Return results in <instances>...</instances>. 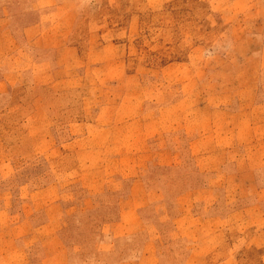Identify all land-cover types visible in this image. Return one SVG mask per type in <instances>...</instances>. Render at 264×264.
I'll use <instances>...</instances> for the list:
<instances>
[{
  "label": "crops",
  "instance_id": "1",
  "mask_svg": "<svg viewBox=\"0 0 264 264\" xmlns=\"http://www.w3.org/2000/svg\"><path fill=\"white\" fill-rule=\"evenodd\" d=\"M244 5L247 9L253 6ZM61 6L62 1L55 0H33L31 4L29 0H0V100L24 87L35 89L43 100L45 96L39 91L60 83L55 77L57 72L75 71L79 67L77 63L72 64L78 56V48L69 43L71 32L47 31L45 13L58 15L62 13ZM243 14L233 13L237 26H233L234 32H241L246 38H259L261 54H264V16L260 23L255 20L256 26L251 25L255 12ZM33 16L36 18L32 24L16 29L19 23ZM55 21L53 19L51 24ZM74 22L73 16L71 24ZM47 54H53V60ZM200 57L202 49L197 46L190 52L189 69L204 70L209 66L197 65ZM257 65L264 68V58H259ZM204 71L190 79L197 86H213L210 88L214 91L212 101L193 100L182 92L175 104L176 112L168 106V111L157 107L149 111L133 108L120 109L119 116L118 111L116 115L103 116L107 110L100 108L91 122L85 119L80 123L69 122L65 127L67 138L62 141L57 140L53 129L59 122L57 117L67 112L59 110L57 119H52V125L48 126L46 111L32 110L28 120L32 115L39 116L34 123V126L38 124L37 129L26 119L21 120L35 156L49 162L64 155L73 157L77 169L72 178L75 177V183L89 196L111 191L114 183L118 186L112 191L121 193L123 183L128 184L118 204L117 220L101 227L104 237L96 252V257H101L99 264L158 263L157 236L150 234L143 243H138L136 236L145 228L143 212L156 202L148 198L146 180L151 178L153 170H175L183 175L186 165L191 166L192 176L204 182L192 191L178 193L179 214L174 219L177 236L198 235L190 228L193 224L187 226L182 221L186 211L201 226L215 218L229 222L233 220V208L227 216L214 215L213 209L221 198L226 206L233 203L232 198H249L246 214L260 212L261 218L248 219L242 224L247 228L249 245L264 262V177L260 175L264 170V105L255 102L253 78H237L233 88H221L218 80L209 82L210 77L202 74ZM52 74L54 80L48 81ZM69 80L75 82L72 77ZM186 85L182 83V91ZM196 95L204 98L207 94ZM12 113L18 114L17 110L0 109V120ZM164 133L183 134L184 144L160 141ZM10 165L7 156L0 157V264H69L67 248L59 238L65 205L62 193L52 186L33 191L19 187L14 195L2 185L12 178ZM151 192L157 197L161 195L158 189ZM17 198L19 201L15 202ZM201 226L194 227L200 231ZM223 233V227L217 228L209 232V237ZM209 237H200L197 241L199 244L211 241Z\"/></svg>",
  "mask_w": 264,
  "mask_h": 264
},
{
  "label": "rangeland",
  "instance_id": "2",
  "mask_svg": "<svg viewBox=\"0 0 264 264\" xmlns=\"http://www.w3.org/2000/svg\"><path fill=\"white\" fill-rule=\"evenodd\" d=\"M29 1L30 4L33 2ZM55 1H62L63 10L54 16L51 12L45 13L49 24L47 31L71 32L69 43L78 48V56L72 64L77 63L79 67L75 71L57 72L55 77L60 83L39 91L45 100L31 87L14 90L10 92L11 97L0 100V109L17 110L18 113L0 120V140L3 142L0 157L7 156L13 174L8 183L2 182V185L14 195L19 187L30 191L49 186L57 188L65 202L59 238L67 248L69 264H99L101 257H96V252L104 237L101 227L117 220L118 204L124 198L128 184L123 183L121 193L112 191L118 186L114 183L111 191L89 196L79 183H75V177L72 178L77 169L73 157L64 155L49 162L35 156L27 128L20 124L21 120L26 119L33 129H37L38 124L34 126V123L39 116L32 115L28 120L32 110H45L48 126L52 125L59 110L67 112V115L57 117L59 122L53 129L57 140L62 141L67 138L65 127L69 122L80 123L84 119L91 122L100 108L107 110L103 116L116 115L117 111L119 116L120 109L149 111L157 107L168 111V106L176 112L175 104L181 99L182 92L193 100L212 101L214 91L210 88L213 86H197L190 79L204 70L203 76L210 77L209 82L218 80L221 88H233L237 78H253L256 82L255 102L264 105V68L257 65L259 58H264L260 39L246 38L233 29L236 21L233 13L239 12L243 15L255 12L251 25L257 26L255 20L260 23L264 16V0ZM244 4L253 6L247 9ZM73 16L75 22L71 24ZM35 18L19 23L16 29L32 24ZM53 19L56 21L51 24ZM251 25L250 29L253 28ZM197 46L202 49L197 65H209L204 70L189 69L187 65L190 52ZM47 56L53 60V54ZM71 77L75 82L69 80ZM52 80L53 74L48 81ZM64 80H67L66 85ZM183 82L188 85L182 91ZM197 93L207 95L203 98ZM165 134L160 141L184 144L183 134ZM184 170L183 175L175 170H153L151 178H147L148 198L156 202L142 214L145 228L136 234L138 243L146 242L150 234L157 236V264H264L260 254L249 245L247 228L244 229L242 224L248 219L257 221L261 218L260 212L246 214L249 198H232L233 203L228 206L221 198L213 209L214 215L227 216L233 208V220L229 222L225 218H215L201 226L186 211L182 221L187 226L193 224L190 228L198 235L177 236L174 219L179 214L178 193L192 191L204 182L191 175V166L186 165ZM260 175L264 177V170ZM155 189L161 192L159 197L151 192ZM18 201L19 198L15 199ZM194 226H201L200 231ZM221 227L223 234L209 237L210 231ZM200 237L212 239L199 244L197 239Z\"/></svg>",
  "mask_w": 264,
  "mask_h": 264
}]
</instances>
